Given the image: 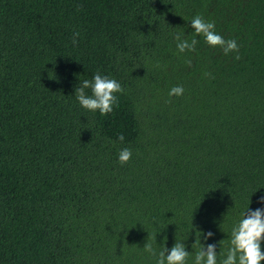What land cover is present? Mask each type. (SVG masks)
Returning a JSON list of instances; mask_svg holds the SVG:
<instances>
[{
	"label": "trees",
	"instance_id": "1",
	"mask_svg": "<svg viewBox=\"0 0 264 264\" xmlns=\"http://www.w3.org/2000/svg\"><path fill=\"white\" fill-rule=\"evenodd\" d=\"M198 14L239 60L177 52ZM97 72L124 89L108 116L75 97ZM261 197L264 0H0V264H192L197 232L219 262Z\"/></svg>",
	"mask_w": 264,
	"mask_h": 264
},
{
	"label": "clouds",
	"instance_id": "2",
	"mask_svg": "<svg viewBox=\"0 0 264 264\" xmlns=\"http://www.w3.org/2000/svg\"><path fill=\"white\" fill-rule=\"evenodd\" d=\"M80 7L77 6L78 11ZM190 27L194 30L193 38L190 41L182 39L183 33H177L174 36L178 53L195 52L199 42L196 37H203L207 46L220 48L225 56L237 53L235 59H240L238 54L240 45L236 39H225L218 34L215 31L214 22H208L198 14L191 19ZM79 35V32L73 33L72 43L74 45L77 44ZM184 62L187 66H191L190 59H186ZM86 90H90V94ZM123 91L124 89L117 80L97 72L91 80L85 79L80 82L79 87L75 89V97L83 109L93 113L98 111L101 116H108L114 112V108L118 107L117 94H122ZM183 93L182 86H174L169 90L168 96L179 97ZM117 139L122 143L125 137L121 134ZM131 156V150L123 148L119 152L118 162L124 165ZM259 203L264 204V197H261ZM201 235L200 232L196 233V241L192 245V248L196 249L192 264H261L264 261V249H262V244H264V208L249 210L247 207L238 223L232 227L230 238L227 241V251L220 253L224 258L219 262L217 260V245L202 244L200 242ZM203 235L206 241L213 236V233L209 231ZM152 240L155 242V236L152 237ZM143 251L155 259V264H188L189 257L193 255L186 251L182 242H176L170 250L163 246L159 251L153 247V243L146 242Z\"/></svg>",
	"mask_w": 264,
	"mask_h": 264
}]
</instances>
